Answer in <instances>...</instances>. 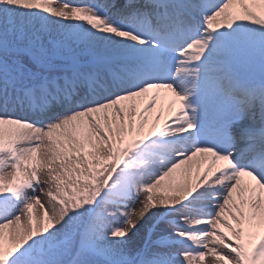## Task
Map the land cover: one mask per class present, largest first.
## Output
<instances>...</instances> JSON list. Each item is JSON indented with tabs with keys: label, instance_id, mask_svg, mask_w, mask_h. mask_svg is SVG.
<instances>
[{
	"label": "snow or ice",
	"instance_id": "1",
	"mask_svg": "<svg viewBox=\"0 0 264 264\" xmlns=\"http://www.w3.org/2000/svg\"><path fill=\"white\" fill-rule=\"evenodd\" d=\"M0 264H264V0H0Z\"/></svg>",
	"mask_w": 264,
	"mask_h": 264
}]
</instances>
